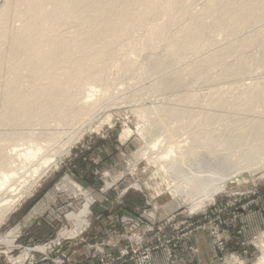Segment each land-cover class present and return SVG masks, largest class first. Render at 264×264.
<instances>
[{
    "label": "rangeland",
    "instance_id": "obj_1",
    "mask_svg": "<svg viewBox=\"0 0 264 264\" xmlns=\"http://www.w3.org/2000/svg\"><path fill=\"white\" fill-rule=\"evenodd\" d=\"M167 1L157 0L158 6L154 7L157 9L151 10L149 15L134 16L130 19L135 25V30L125 36V39L115 43L113 51L115 58L103 68L101 81L85 86L83 96H87L89 100L92 99L90 105H97L100 100L107 104L97 109L92 123L87 126L83 136L74 141L68 155L47 172L32 193L27 195L25 200L0 224V238L8 235L12 230L17 231L12 246L0 243V264H85V262L87 264H136L133 260L119 261V252L127 249L132 255L133 251L141 250V246L156 244L153 236L143 235L145 228L149 226V221H152L150 220L152 214L157 219L173 222L168 230L158 233L160 236L176 237L177 233L183 232L181 235L184 237H180V240L175 242L178 243L177 247L172 249L174 259L178 248L183 243L189 242L194 234L202 232L207 233L211 242L218 240L216 247L213 243L212 245L219 264L233 262L255 264L260 257L261 247L258 242L264 240V160H262L264 155L252 163L255 168L252 172L256 173L243 172L242 176L236 179L237 181L227 183L225 190L211 197L214 201H211L207 208L201 210L197 207L194 214H191L187 207H180L173 201L160 210L157 202L162 198L159 197L157 201H154L144 183L147 179L157 180L164 171L158 172L155 167L147 165L146 161L138 163L135 171L130 167L136 162L135 153L144 147V140L138 134L140 128L152 126L154 132L151 133V139L168 140L169 146L175 147L174 149L184 146V143L173 146L171 143L185 141L188 135L192 137L193 131L188 127L189 122L184 121L178 124L173 120L170 121L176 113L162 115L167 120L162 124L155 122L159 110H164L166 107L177 109L175 103L178 101H180V108L187 111L186 115L183 113V117L199 116L201 113V121L202 117L207 115L214 118L221 117L222 122L218 118L212 126L215 130L214 137L217 138V143L213 147L217 156L227 154L225 149L228 143L232 138L235 142L237 136L245 135V140L252 141L253 144L264 141V132L260 133L259 129L251 127L255 123L264 124V27H259L262 31L258 28L259 38L249 47L224 56L225 60L217 64L201 62L198 73L193 74L195 76L186 77L184 73L185 76L183 74L180 78L170 81L171 86L161 91L156 86L161 84L162 79L159 75L150 73L153 63L170 52L171 40L178 36V31L184 26L195 23L208 5L207 0L194 3L192 10L180 19L182 25L167 27L169 22L179 20L177 16H174V12L171 16L163 14ZM16 2L17 0H1L0 9L13 8ZM216 16L217 14L207 15L204 18L206 27L210 29L207 28L202 35V46H205L202 55L205 57L208 56L207 52L215 45V42L220 44L226 42L224 38L229 27L238 37L239 42L247 41L243 40L246 34H241L238 29L231 27L234 24L233 21L229 22L231 19L226 21L227 24L225 22L221 25L228 27L231 24L227 29L223 26L225 30L221 28L220 31L213 32L212 27L216 24ZM13 22L12 26L20 25L18 21ZM157 25L166 27L164 34L150 42L151 48H144V43L151 40ZM72 31H75V27ZM5 47L3 52L5 56H8V47ZM193 51L187 52L186 61L189 63L196 61V54ZM129 60L131 68L126 66ZM7 69L9 68L6 64L0 74V101L4 84L12 77ZM224 69H243L246 73L242 76H226L227 78L219 80L220 71ZM169 71L173 73V67ZM4 72L8 73L10 78ZM23 80L29 81L26 76ZM79 82L80 79H75L68 86L71 95H77ZM252 86H261L258 92V107L240 120L238 118L241 117L238 116L237 111L243 108L245 101L243 95L253 92L246 91ZM227 100L235 101L238 109L235 106V109L232 107L227 111L228 107L218 104ZM211 102L215 104L213 103L214 106L210 107L208 104ZM154 108L156 111L153 110ZM138 110L143 113L140 114ZM82 111H80L81 114H84ZM167 116L170 117L167 118ZM75 117L72 112L71 123H74ZM1 124L0 107V126ZM127 127L132 133L125 137ZM58 128L60 131H66L69 126L63 123ZM28 131L30 132H25L23 137H16L19 140L12 137L10 130L7 131L8 137L5 142H0L5 153L14 155L17 151L37 144V138L42 131L41 123L32 126ZM82 131L78 130L77 135H80ZM71 132L74 131H67L61 138L51 142L50 145L54 146L55 151L62 148L66 135ZM53 134H55L54 131L47 133L46 136ZM218 137L222 142L220 150ZM194 144L193 142L191 146ZM197 150L201 153L204 147ZM261 150H264V146ZM187 152L188 150L183 153ZM179 156L182 163H187L186 159L181 158L180 154ZM169 162L168 160L167 163ZM256 162L260 164L257 165ZM246 166L248 165L243 164L238 169L241 170ZM183 167L185 168L184 165ZM66 184H72L75 190L67 188ZM76 185L80 187L77 188ZM85 192L91 199L88 215L83 220L87 225L79 227L76 233L77 226L71 217L83 212L86 198L81 195H85ZM132 197L134 200L131 199ZM101 203L106 204L104 212L95 216L94 208ZM100 224H103L104 228L100 229L98 226ZM137 225L141 230H138L140 228ZM179 225H181L180 230H175ZM155 227L158 228L161 225ZM101 234L105 236L103 241H100ZM42 247L46 249L38 250ZM101 249H105L104 254ZM188 250L192 257H196L198 264V249L193 245ZM25 253H30L31 257L18 260ZM155 253H163L167 263L172 264L168 261L167 253L163 248L153 253L151 264H153ZM175 260L181 264L177 258Z\"/></svg>",
    "mask_w": 264,
    "mask_h": 264
},
{
    "label": "bare ground",
    "instance_id": "obj_2",
    "mask_svg": "<svg viewBox=\"0 0 264 264\" xmlns=\"http://www.w3.org/2000/svg\"><path fill=\"white\" fill-rule=\"evenodd\" d=\"M199 1L201 0L180 2L168 0L163 14L171 16L174 12V16L179 20L169 22L167 27L179 26L180 19L192 10L194 3ZM206 2L208 5L205 6V12L200 14L195 23L184 26L178 31V36L171 40L170 52L153 63L150 73L159 75L162 79L161 84L156 86L161 91L170 87V81L180 78L184 73L186 77L198 73L199 63L217 64L225 60L224 56L249 47L259 38V27H264V0H207ZM155 6H158L157 0H17L13 8L8 6L7 10L0 9V74L6 64L9 68L7 70L12 74L10 78L9 71L4 72L10 79L4 84L0 101L2 116L0 142H5L9 130L12 137L19 140L18 136L24 135L25 132L29 133L28 130L32 126L40 123L42 125V131L37 138L38 143L34 146H28L25 150L17 151L12 155L5 153L0 145V224L25 200L27 195L32 193L47 172L68 155L74 141L82 137L87 126L92 123L97 109L106 106L107 103L101 100L97 105H90L92 99L83 96L84 88L87 84L101 81L103 68L115 58L113 52L115 43L125 39V36L135 30V25L130 19L134 16L149 15ZM216 14V24L211 26L213 32L223 29L224 25H221L231 19L229 22L233 21L234 24L231 26L228 23V25L238 29L241 34H246L243 40L247 41L239 42L238 37L226 25L224 27L229 30L225 33L226 42L222 41L223 44L215 42L211 49L208 48V56L205 57L202 55L205 50V46H202V35L208 27L204 18ZM13 21H18L20 25L12 26ZM73 27L75 31H72ZM164 28L166 27L157 25L151 40L144 43V48H151L150 42L163 35ZM5 46L9 51L7 57L3 52ZM189 50H194L193 53L196 54V61L193 63L186 61ZM126 66L131 68L130 60L126 62ZM172 67L174 72L170 73ZM245 73L243 69H224L220 71L218 79L231 75L242 76ZM25 76L28 82L23 80ZM75 79H80V82L77 84L78 93L73 96L68 86ZM260 89L261 86H252L246 90L253 92L243 95L245 101L243 108L237 111L238 116L241 117H237L238 119H243L258 107ZM213 103L208 105L214 106ZM179 104L180 101L175 103L177 109L166 107L164 110H159L155 122L162 124L167 121L162 115L176 113L170 121L173 120L178 124L189 122L188 127L193 131L192 137L188 135L185 141L171 143V146L184 143V146L174 149L175 147L169 146L168 140L151 139V133L154 132L152 126L140 128L138 134L144 140V147L135 153L136 162L130 167L135 171L138 163L146 161L147 165L155 167L158 172L164 171L157 180L147 179L144 183L151 198L154 201L159 197L162 198L163 202L162 200L157 202L160 210L173 201L180 207H187L191 214H194L197 207L201 210L207 208L211 201H214L213 196L225 190L227 183H233L242 176L243 172L255 171L252 163L264 155V150H261L264 141L253 144L252 141L245 140V135L237 136L235 142L232 138L226 149L224 148L228 153L217 156V152L215 153L213 149L217 138L214 137L215 130L212 126L221 117L214 118L207 115L202 117V121L200 118L202 113L199 116L183 117V113L186 115L187 111L180 108ZM218 104L228 107L227 111L232 107L235 109V106L238 109L235 101L227 100ZM153 110L156 111V108ZM72 112L76 116L74 123L70 121ZM139 113L142 114L143 111ZM219 121L222 122V119ZM63 123L69 126L68 130L60 131L58 126ZM220 126L222 127L221 124ZM251 127L259 129L260 133L264 132L263 123H255ZM78 130H83L80 135H77ZM53 131L55 134L50 135L51 137L46 136ZM67 131L74 132L66 135L62 148L55 151L54 146L50 145L51 142L61 138ZM131 133L132 131L127 127L124 135L127 137ZM218 138L220 150L222 142L221 138ZM193 142L195 144L191 146ZM202 147L204 150L198 152L197 149ZM186 150L188 152L183 153ZM179 154L187 163L181 162ZM243 164L248 166L239 170L238 167ZM255 164L258 165L260 162ZM66 185L67 188L75 190L72 184ZM87 195V193L81 195L86 198L83 212L71 217L77 226L76 233L79 227L86 224L83 220L88 215L89 203H91ZM16 233V230H12L8 235L0 238V243L12 246ZM258 244L261 247V255L255 264H264V240ZM45 249L42 247L38 250ZM29 257L31 254L25 253L18 260H26Z\"/></svg>",
    "mask_w": 264,
    "mask_h": 264
},
{
    "label": "built area",
    "instance_id": "obj_3",
    "mask_svg": "<svg viewBox=\"0 0 264 264\" xmlns=\"http://www.w3.org/2000/svg\"><path fill=\"white\" fill-rule=\"evenodd\" d=\"M150 220L152 221H149L148 223L149 226L145 228L143 235L148 234V235L153 236V240L156 241V244H152L150 246H141V250L133 251L132 255H130L127 249L122 250L121 252H119V261L127 260L128 262L130 260H133L135 261L136 264H151L153 253L163 248L167 253L168 261H170L172 264H179L178 261L174 259V252L172 249L177 247L176 245L178 243H175V242L179 241L180 237H184L183 235H181V233L183 232H180L179 234L177 233L176 237H168L167 235L160 236L158 233H162L166 229L168 230V228L172 227L173 222L167 219L165 220L157 219L155 218L153 214L151 215ZM156 225H161V227L156 228L155 227ZM137 227L140 228L139 225H137ZM137 227H135L136 230H137ZM180 228H181V225L177 226L175 230L179 231ZM138 230H141V228ZM217 242L218 240L216 239L215 241L214 240L212 241V243L214 244V247L217 246ZM104 250L105 249H101L102 254L105 253ZM134 257L136 259H133ZM85 264H87V262H85Z\"/></svg>",
    "mask_w": 264,
    "mask_h": 264
},
{
    "label": "crops",
    "instance_id": "obj_4",
    "mask_svg": "<svg viewBox=\"0 0 264 264\" xmlns=\"http://www.w3.org/2000/svg\"><path fill=\"white\" fill-rule=\"evenodd\" d=\"M134 200V197L131 198ZM130 200V199H129ZM104 205L103 203L99 204L96 208H94V214L95 216H98L104 212ZM106 217V216H105ZM104 222V221H103ZM101 228H104L103 224L98 225ZM97 229V228H96ZM87 233V232H86ZM85 233V234H86ZM84 234V235H85ZM104 234L100 235V241H103ZM196 247L199 251L198 258V264H219L218 260H216L214 249L212 242L207 235V233H196L192 236L189 242L183 243L180 248H178L176 252V258L180 261L181 264H197L196 257L191 256V253L189 252V247L193 246ZM175 258V259H176ZM201 258V259H200ZM153 264H168L163 253H155L153 256Z\"/></svg>",
    "mask_w": 264,
    "mask_h": 264
}]
</instances>
